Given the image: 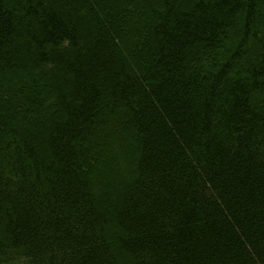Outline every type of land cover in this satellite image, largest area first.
<instances>
[{"label":"trees","instance_id":"16d2710c","mask_svg":"<svg viewBox=\"0 0 264 264\" xmlns=\"http://www.w3.org/2000/svg\"><path fill=\"white\" fill-rule=\"evenodd\" d=\"M0 264H264V0H0Z\"/></svg>","mask_w":264,"mask_h":264}]
</instances>
